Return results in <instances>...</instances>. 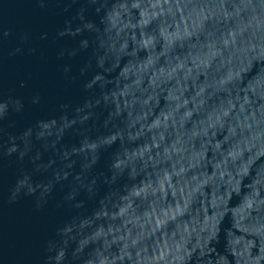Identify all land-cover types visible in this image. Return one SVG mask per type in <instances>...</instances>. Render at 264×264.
Instances as JSON below:
<instances>
[{"label":"clouds","instance_id":"obj_1","mask_svg":"<svg viewBox=\"0 0 264 264\" xmlns=\"http://www.w3.org/2000/svg\"><path fill=\"white\" fill-rule=\"evenodd\" d=\"M66 2L57 57L78 98L13 137L45 98L0 86V185L11 168L8 202L59 217L43 264H264V89L246 90L264 78V0ZM237 192L244 211L224 212Z\"/></svg>","mask_w":264,"mask_h":264},{"label":"water","instance_id":"obj_2","mask_svg":"<svg viewBox=\"0 0 264 264\" xmlns=\"http://www.w3.org/2000/svg\"><path fill=\"white\" fill-rule=\"evenodd\" d=\"M67 6L66 0H48L44 8H40L36 0H0V86L5 93L15 89L14 94L25 97L38 90L45 98L39 106L26 104L21 115H13L15 127L7 130L13 137H24L29 129L36 127L38 121L54 118L57 115L54 105L59 98L64 96L73 101L78 98L75 87L65 88L59 71L63 63L70 61L67 57L63 60L57 57L61 48L72 43L68 37L57 39V29L62 27L64 19L79 7L72 4L66 12L64 9ZM4 29L10 30L11 34L3 37ZM45 32L48 37L41 39V34ZM17 48L21 51L12 55ZM30 49L35 51L30 52ZM21 81L25 82L24 88L20 87ZM247 89H264V78L253 74L246 85ZM76 142V137L65 138L67 144ZM86 146L82 144L74 151L79 152ZM13 179V170L9 168L0 185V264H43L45 241L51 235L52 228L59 218L58 214L51 204L40 211L34 210L31 198L9 203V188ZM37 179L44 177L39 176ZM226 203L229 206L224 212L231 211L236 215L244 211L238 192L235 196L229 194ZM203 207L209 217L222 215L210 210L211 196ZM218 247L223 250L222 244Z\"/></svg>","mask_w":264,"mask_h":264}]
</instances>
